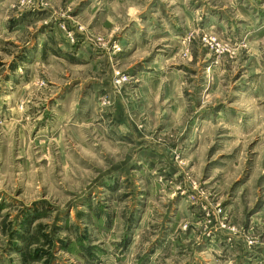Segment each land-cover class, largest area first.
<instances>
[{
    "label": "rangeland",
    "instance_id": "obj_1",
    "mask_svg": "<svg viewBox=\"0 0 264 264\" xmlns=\"http://www.w3.org/2000/svg\"><path fill=\"white\" fill-rule=\"evenodd\" d=\"M0 264H264V0H0Z\"/></svg>",
    "mask_w": 264,
    "mask_h": 264
}]
</instances>
